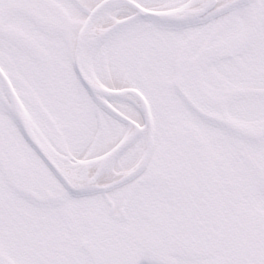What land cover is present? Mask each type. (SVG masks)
I'll return each instance as SVG.
<instances>
[{
    "label": "snow or ice",
    "instance_id": "snow-or-ice-1",
    "mask_svg": "<svg viewBox=\"0 0 264 264\" xmlns=\"http://www.w3.org/2000/svg\"><path fill=\"white\" fill-rule=\"evenodd\" d=\"M0 264H264V0H0Z\"/></svg>",
    "mask_w": 264,
    "mask_h": 264
}]
</instances>
